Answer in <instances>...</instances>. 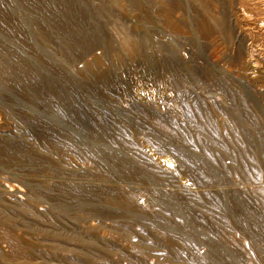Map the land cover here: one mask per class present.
I'll use <instances>...</instances> for the list:
<instances>
[{"label": "rangeland", "instance_id": "1", "mask_svg": "<svg viewBox=\"0 0 264 264\" xmlns=\"http://www.w3.org/2000/svg\"><path fill=\"white\" fill-rule=\"evenodd\" d=\"M67 1L56 0L58 4ZM70 1L77 9L62 12L67 30H74L84 17L100 40L107 36L87 57L93 63L88 72L110 69L111 87L95 84L82 70L84 62L73 61L74 53L82 48L79 38L52 26L55 42L48 41L30 20L26 23L35 48L9 35L7 11L15 18L30 13V6L21 0H0V57L15 65H22L20 57H25L45 78L71 94L78 92L74 99L81 103L97 98L87 114L97 115L100 123L113 120L130 136L115 143L91 138L68 117L63 124L78 133L81 142L60 148L46 137L50 132L59 136V132L25 120L13 110L10 99L2 94L16 91L0 79V142L17 149L20 156L0 166V264H264V221L249 218V225L226 216L227 228L219 221L222 214L216 216L214 205L204 197V192H214L264 214V130L242 120L241 111L233 106L243 99L249 112L264 123V0ZM33 4L39 10L36 18L45 20L42 1ZM130 42L135 46L132 55L124 46ZM61 46L69 53L60 50ZM8 47L17 53H10ZM257 58L259 64L254 66ZM26 81L33 85L30 76ZM215 82L232 92H220ZM29 107L59 122L54 113ZM185 109L201 113L199 121L213 123L225 140L237 136L234 129L251 137V150L255 149L260 163V182L253 184L235 170L219 147L210 145L204 133L186 121ZM154 114L159 120H154ZM163 124L179 125L197 138L195 149L190 148L196 158L204 159L202 148H215L210 151L216 161L208 164L219 184L197 187L199 178L178 167L155 134L156 130L165 132ZM103 132L109 133L108 128ZM123 141L131 142L145 159L133 157ZM183 145L178 143L179 148ZM229 147L243 149L232 142ZM34 150L41 159L32 158ZM109 150L126 153L142 176L121 175ZM87 151L97 154L90 159ZM98 164L112 168V176L99 173ZM201 172L207 176L210 169L204 165ZM69 183L84 186L86 191H69L63 186ZM260 192L263 200L257 199ZM195 195L202 198L201 203L190 199ZM64 199L69 202L63 204ZM86 205L100 212L93 213ZM184 208L202 216L213 233L186 226L179 240H170L167 235L176 229L167 221L181 222ZM112 211L118 215L112 216Z\"/></svg>", "mask_w": 264, "mask_h": 264}, {"label": "bare ground", "instance_id": "2", "mask_svg": "<svg viewBox=\"0 0 264 264\" xmlns=\"http://www.w3.org/2000/svg\"><path fill=\"white\" fill-rule=\"evenodd\" d=\"M21 1L30 6V8H31L29 10L30 13L29 12L26 13L24 15L25 18H22V17L15 18L12 16V14L9 11H7V16L5 15L7 18L6 32L9 33V35H12L17 41H19L20 43L24 44L27 47L35 48L32 45V39H31L32 35L30 34V30L28 28L26 20H30L32 23H34L35 24L34 26H37L39 28L38 30L42 31L45 38L51 42H55L54 41V34H53L52 30L50 29V27L54 26L58 30L62 31L64 35H67L69 37H76L77 39L79 38L83 42L84 45L83 44L81 45L82 48L80 50H78V52L74 53L76 58L73 61H75V62L83 61L84 62V65L82 66L83 71L88 72L89 70L93 69V67H92L93 63L90 62L87 59V57L89 55L93 54L96 51V49L99 48L100 45L104 43V41H106L107 36L104 34L102 37L103 41L100 40L94 34V30L91 27V25L88 23V20H86L84 17L80 18L75 23V29L74 30H67L65 28L64 20L62 18V12L66 8L71 9V10H76L77 7L73 2H71L69 0L65 4H62V2H61V4L60 3L58 4L56 2V0H41L43 3V9H41L40 11H43V14L46 15L45 20L41 21V20L37 19L35 16V15H39V10L33 8V5H34L33 1L34 0H21ZM38 2H40V1H38ZM78 11H79V9H78ZM4 28H5V26H4ZM129 37H131V36H129ZM124 38H125V36H124ZM123 45H124V43H123ZM63 46L59 47L60 50H62L64 52L65 51L68 52V50ZM124 46L127 49L126 50L127 53H129L131 55L135 53L134 52L135 46H133V44L131 42L124 45ZM8 51L10 53H17V50L13 47H8ZM133 57H134V55H133ZM20 59H21L22 65H15L10 60H8L4 57H0V79L3 81V83L10 85L16 91V92H3L2 96L10 99L11 102H9V103H11L13 110H16L15 112H17V114H19L22 118H25V120L35 121L37 123L36 125L41 124L43 126L49 127L50 131L53 130L55 132H59V136L55 135L56 137L51 135L52 132H50L49 134L46 135V137L49 138L52 142H54L58 147L65 148L71 142L75 145H80V142H81L80 141V135H78V133L74 132V130L72 131V128L70 129L68 127H65V125L63 124L64 120L70 119L68 117H71V118L73 117L74 120L77 122L76 126L79 129H81V131H83L88 137L95 138V139H107L112 143L118 142V141H120V139H123V140L128 139V137L130 135L127 132V130L120 128L119 125L117 123H115L113 120L112 121H106V123L105 122L100 123L98 120H97L98 122L96 121V118L98 117L97 115L87 114V112L89 110L88 108L92 107V105H94L97 102L96 101L97 98H93L92 100L87 99L83 103L75 100L74 95L78 92H74V94L67 92V90H65L64 87H62V85H60L59 83H57L55 81H51V80L45 78L44 76H42L38 67H36V65L34 63H31L29 60H27L23 56H21ZM258 61L259 60L257 58V63H254L255 65L254 64L253 65L256 66L257 64H259ZM58 71H60V70H58ZM88 73L91 75L92 80L95 84L103 82L107 86H110L111 79H112V72L110 69L103 70L102 72L97 71V70L96 71L93 70V72L90 71ZM26 76H30L32 78L33 85H30L26 81ZM215 84L217 85L216 87L219 88L220 92H223V93L232 92L227 87H225L224 85H221L219 82H215ZM239 98H240V96H239ZM6 100H8V99H6ZM240 100H241V98H240ZM242 101H243V99H242ZM242 101H236L233 103V106L236 108V110L238 109L241 111L240 115H241L242 120H244L245 122H247L249 124H252V126L255 128H259V129L264 130V123L257 118L258 116L256 117L254 114L249 112L250 110L247 109L246 103L244 104ZM244 101H245V99H244ZM31 105L32 106H38L39 108H41L42 110H44L46 112L54 113L57 116V118L59 119V122H56V120H55L56 123H53V122L49 121L46 117H44V115H43V117H42V115L41 116L37 115L29 107ZM190 107H192V106H190ZM90 111H91V109H90ZM200 115H201V113H199L198 111H193L190 109H185L183 111V116L185 117L186 121L193 124L195 126V128L202 131L204 133V138L207 141H209L210 145L212 143L213 145H215V147L216 146H217V148L219 147L220 151L222 152V155L223 154L226 155L231 160L232 164L235 167V170L241 172L245 177H248L250 179L251 183H253V184L259 183L260 182V180H259V171H260L259 164L260 163H259L258 155H257L255 149L251 150V146H253V142L251 141V137L245 135L243 132L236 131L234 129L233 130L234 132L233 131L232 132H233V134L237 133V136L236 137L235 136L229 137L228 140L227 139L225 140L224 137L221 136V134L217 133L216 126L213 123H208V124L201 123V121H199ZM154 120L155 121L159 120L157 114H154ZM105 127L108 128L109 133L103 132V129ZM163 127L165 128L164 133L158 132L157 130L155 131L157 138L165 145V147H168V149L170 150L172 155L178 161V167H180V169L182 171L192 173L199 178L198 181L195 183L196 186L197 187H210V186H216L217 184H219L218 182L215 181L216 179L215 180L213 179L214 178L213 177L214 176V168L210 164H208V162L210 163V161H216V158L212 155V152L215 148L214 149L212 148L213 150L210 149L212 152L207 147L202 148L201 151L204 155V159H202L199 154L198 155L200 156V158H198V156L196 158L197 154L195 153L196 155L193 156L194 153L190 152V148L194 147L193 149H195V146L197 145V138H194L189 131L183 129L179 125L175 126L172 124V126L171 125L169 126V125L163 124ZM195 131H197V130H195ZM224 136H226V135H224ZM231 142L233 144L236 143L238 146H241L243 149H240V150H238L237 148L232 149L233 148L232 144H231L232 148H230L229 144ZM178 143H184L186 145V147L183 145L184 146L183 148L182 147L179 148ZM202 143H203V141H202ZM207 143L204 142L203 144H207ZM125 144L132 151L133 157H135L138 160L145 159V156L140 152L139 149L134 148V146L131 142L127 141ZM210 145H206V146L210 147ZM16 147H18L17 144H16ZM198 147H199V149L201 148L200 145ZM160 153H164V152L162 151ZM87 154H88L90 159H93V157L97 154V152L96 151L95 152H88L87 151ZM107 154L110 157V159L113 160L114 164L118 166V168H116L115 170H117L121 175L142 176L143 172L141 171V169L138 168L134 164V161L131 160V158L128 155H125L126 153L123 155V154L116 153L113 150H109V151H107ZM19 158H20V156H19V152L17 149L12 148L11 145H9L6 142H0V166H3L4 164H7L10 161L15 162ZM32 158L34 160H38V159H41V155L40 156L37 155V152L34 150V151H32ZM24 164H26V163H24ZM100 164H102V163H100ZM204 165L210 169V173L207 176L201 172L202 166H204ZM96 168L99 171V173H101L102 175L107 176V177L112 176V168L105 167V165L103 166V165H99V164L96 166ZM159 174H160V176H164L163 172H159ZM242 174H241V176H243ZM45 176L46 175H44V177ZM40 177H42V176H40ZM46 181H44V182L46 183ZM48 181L50 182V180H48ZM262 182H263V180H262ZM63 186L66 187L69 191L83 192L85 190L84 186H74V185H71L70 183L69 184H63ZM31 187L36 189V187L34 185H31ZM91 190H94V189H91ZM262 192L259 193V196H257V199L263 200ZM83 195H85V194H83ZM204 197L207 198L208 200H210V203L212 204V206L214 205L213 211H214L215 215L217 214L216 216H218V214L219 215L222 214V216L220 215V217L219 216L218 217H219V221L224 222L223 223L224 225H226L225 224L226 221L224 220V218L226 216H231L232 218L236 217L242 223H246V224L248 223L249 225H251V223H252L249 220V218H254L256 220L264 221V214L263 213L259 212L256 209H253L251 207H248V206L240 203V201H237L234 199L227 201L223 198V196L221 197V196L215 194L214 192L213 193L212 192H204ZM190 199H192L193 202H194V200L197 202H199V200L200 201L202 200V198L200 196H196V195L191 196ZM192 200H190V201H192ZM68 202H69L68 199H64V201L62 203L67 204ZM199 203H201V202H199ZM84 208H86L87 210H89L93 213L98 214V211L100 212V210L93 209L91 206H88V205L84 206ZM210 209L212 210L213 208H210ZM183 211L185 213L184 214L185 216H184V219L182 218L183 220L181 222L173 221L174 218L172 220L167 221L172 225V227H174V229H176L174 234L167 235L170 238V240L176 241L178 238L180 239V237H178V236H182V233H184L183 230L186 226L202 227V228L208 229L210 232L213 233L214 228L212 229L211 224H209L202 216H200L199 214H197L194 211H191L188 208H184ZM107 213H109V212H107ZM104 214H106V213H104ZM110 214H112V216H117L118 212L112 211V212H110ZM107 217H108V215H107ZM178 217H179V215H178ZM249 221H250V223H249ZM255 222H257V221H255ZM246 224H244V225L242 224V225L245 226ZM256 225H260V224H256ZM227 228H228V226H227ZM253 234L255 236H259L260 232L254 231ZM253 238H254V236H253ZM181 239H182V237H181ZM189 246L193 247L194 244L190 243Z\"/></svg>", "mask_w": 264, "mask_h": 264}]
</instances>
